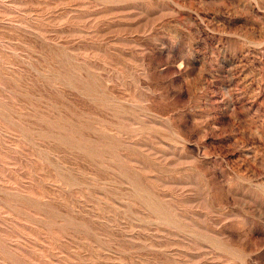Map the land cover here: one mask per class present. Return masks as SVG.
Masks as SVG:
<instances>
[{"label": "rangeland", "instance_id": "obj_1", "mask_svg": "<svg viewBox=\"0 0 264 264\" xmlns=\"http://www.w3.org/2000/svg\"><path fill=\"white\" fill-rule=\"evenodd\" d=\"M0 264H264V0H0Z\"/></svg>", "mask_w": 264, "mask_h": 264}]
</instances>
